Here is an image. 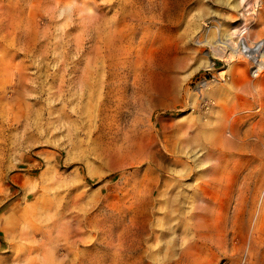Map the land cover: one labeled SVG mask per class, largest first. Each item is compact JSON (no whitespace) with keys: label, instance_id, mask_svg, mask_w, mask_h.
<instances>
[{"label":"rangeland","instance_id":"374dc122","mask_svg":"<svg viewBox=\"0 0 264 264\" xmlns=\"http://www.w3.org/2000/svg\"><path fill=\"white\" fill-rule=\"evenodd\" d=\"M244 22L264 0H0V264H264Z\"/></svg>","mask_w":264,"mask_h":264},{"label":"built area","instance_id":"2783aa9c","mask_svg":"<svg viewBox=\"0 0 264 264\" xmlns=\"http://www.w3.org/2000/svg\"><path fill=\"white\" fill-rule=\"evenodd\" d=\"M255 7L257 9H259L260 5L259 3H257L255 5ZM240 26H243L242 24L239 25V27H237V33L239 32V30L243 27L240 28ZM248 32L245 31L244 29L242 30L241 34L234 37L235 39V43L230 46V49L229 50H226L225 48V51L227 52V55L231 58V62H233L234 60H237L239 61V59H248L249 60V73L251 74V76L253 77L254 75H258V76H254L253 78H257L259 77L262 73H264V58L261 59V56H264V37H258V38H253L251 36V33H250V27L247 28ZM248 40H251V41H254V43H252V52L253 53H250L249 52V41ZM241 48V51L240 52H244L247 56H244L243 54H241L240 52L238 53V48ZM234 49H237V52H234ZM249 56V57H248ZM255 56H259V57H255ZM228 57V59H229ZM258 58L260 61H258L257 63V66L255 65V63L252 61V59L250 58ZM252 61V62H251Z\"/></svg>","mask_w":264,"mask_h":264},{"label":"bare ground","instance_id":"6f19581e","mask_svg":"<svg viewBox=\"0 0 264 264\" xmlns=\"http://www.w3.org/2000/svg\"><path fill=\"white\" fill-rule=\"evenodd\" d=\"M245 3H246V1H244ZM243 26H240V28L241 27H243V29L245 30V31H247L248 32V30H247V28L249 27V25L247 24L246 25V22H244L243 24H242ZM242 28L239 30V32L237 33L236 32V35L235 36H237L238 37V35L239 34H241V32H242V30H243ZM238 29H236L235 31H237ZM234 36L232 35V33H230V34H228L225 38L226 39H224L221 43H220V45H218V46H222V47H220L221 48V51H223V49L225 50V48H226V50H229L230 49V46H232L235 42V40H234V38H233ZM249 41V52L250 53H253L252 52V49H253V47H252V43H254V41H251V40H248ZM241 51V48L239 47L238 48V53ZM234 52H237V49H234ZM227 53V52H226ZM241 54H243L244 56H247L244 52H240ZM249 57V56H248ZM255 57H259V56H255ZM262 58H264V56H261V59ZM229 59H231V58H229ZM250 59H252V61L255 63V65L257 66V62L258 61H260L258 58H250ZM239 60H243V61H246L247 63H248V65L250 64L249 63V60L248 59H239ZM251 61V62H252ZM213 60L211 59L210 60V62H209V64H208V66L210 67V68H212V66H213ZM229 67H230V64H229ZM228 67V68H229ZM258 67V66H257ZM255 77L256 76H258V75H254ZM13 208H15V207H13Z\"/></svg>","mask_w":264,"mask_h":264},{"label":"crops","instance_id":"0c3cea01","mask_svg":"<svg viewBox=\"0 0 264 264\" xmlns=\"http://www.w3.org/2000/svg\"><path fill=\"white\" fill-rule=\"evenodd\" d=\"M15 213V210L13 212L10 213V215H13Z\"/></svg>","mask_w":264,"mask_h":264}]
</instances>
